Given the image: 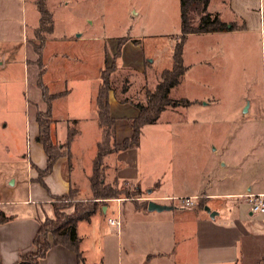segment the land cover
I'll return each instance as SVG.
<instances>
[{
	"label": "crops",
	"instance_id": "crops-1",
	"mask_svg": "<svg viewBox=\"0 0 264 264\" xmlns=\"http://www.w3.org/2000/svg\"><path fill=\"white\" fill-rule=\"evenodd\" d=\"M207 11L218 13L225 23L234 22L238 26L243 23L244 28L191 34L185 43L196 37L224 39L226 35H236L243 39L240 48H245V37L260 34L259 43L264 49V0H210ZM38 27L39 23L35 32ZM50 39L54 42L52 48L48 45ZM135 40V45L125 42L121 47V54L131 49L130 46L141 49V56L139 50L133 56L134 64L121 54L116 60L127 61L119 68L144 74L150 68H145L143 60L148 61L149 57L142 49L140 37H133L131 41ZM83 41L80 38L73 41L48 38L39 53L26 36L22 43L12 47L0 44V65L15 60L17 54L21 56L19 61L25 71L28 99H31L25 112L26 153L24 168H20L22 174L4 175L0 187V213L6 218L0 221V264H14L21 254L32 250L39 222L53 217V197L69 193L70 188L78 190V199L92 196L89 178L97 142L102 137L94 96L101 83L100 70L114 51H99L96 55L97 52L86 49L88 44ZM79 44L83 47L76 54L75 47ZM208 52V58L197 63L210 68L213 60L221 62L226 47L224 50L222 43L219 46L213 44ZM72 55L75 56L73 62L70 60ZM92 65L94 69L88 76ZM69 80L72 83L78 80V83L71 85ZM45 81L47 84L43 87L48 95H52L49 101L42 97L41 86ZM132 86L129 80L126 87L111 85L108 91L109 112L115 118L117 142L131 135L128 119L138 114L132 99L127 96ZM155 86L149 89L146 85L143 95L145 88L152 91ZM216 98L199 100L197 108L211 105ZM242 98L249 99L245 109L244 101L239 108L226 113L220 114L214 109L210 118L211 129L207 130L210 133L198 124L203 111L196 113V144H193L194 140L187 143L183 138L177 140L176 136L187 130L185 127L147 129L158 123L163 115L176 116L183 110L188 114L190 107L196 106L188 99L189 105L168 106L180 110L166 108L153 124L143 125L137 147L104 156L107 178L111 174L112 179L116 177L120 184L131 183L149 197L140 198V193L101 200L95 214L76 225L78 254L63 245L52 244L39 264H104V257L112 251L110 234L119 242L117 264H123L125 258V264H264V213H252L244 197L247 193L264 194V79L259 91L254 89L253 81L249 82ZM138 101L144 103L145 97ZM46 110L53 120L50 129L54 143L61 146L69 130L76 133L68 143L69 156L56 160L43 178V186L38 181L37 169L43 170L47 160L43 146L35 140L39 133L36 112ZM203 133L210 136L204 138ZM149 138L154 140L148 141ZM11 176L17 180L5 187V181ZM186 197H196V207H186L181 201ZM149 201L169 208L150 211L147 208ZM110 210L113 216H109L107 222L113 227L109 231L104 220ZM111 219L120 224H110ZM138 250H144L143 257L135 262L132 256ZM95 253L97 257H94Z\"/></svg>",
	"mask_w": 264,
	"mask_h": 264
},
{
	"label": "rangeland",
	"instance_id": "rangeland-1",
	"mask_svg": "<svg viewBox=\"0 0 264 264\" xmlns=\"http://www.w3.org/2000/svg\"><path fill=\"white\" fill-rule=\"evenodd\" d=\"M46 4L54 22L52 35L35 33V27L39 23L35 0H0V44L5 43L12 47L22 43L25 36L27 41L31 40L35 46L43 44L42 41L44 42L48 38L70 41L80 38L88 44L87 50L93 53L97 52L96 55H98L99 51H114L115 53V46L120 44L121 41L123 42L121 47L125 42L135 45L136 40L132 42V38L140 37L142 49L145 55L148 54V61L151 60L148 63L144 58L143 65L145 68L150 69L142 74L132 69L119 68V65L127 62L125 60H128L130 64H134L133 56L139 49H136V47L133 49V46H130L131 49L121 54L125 60H115L116 70L109 77L111 85L119 88L121 86L126 87L129 80L133 83L131 92L127 94L132 99V103L142 100L144 98L143 88L146 85L149 89L153 88L157 82L158 73L171 66L172 46L175 37L180 34L178 0H47ZM259 38L260 34L251 38L245 37V46H247L245 48L243 46L240 48L239 44L243 39L238 38L236 35H226L224 39L215 36L190 38L183 47V63L189 66V69L183 76L182 83L172 88L169 94L173 99L187 98L194 102L196 106L190 107L188 114H185L183 110V112H180L181 114L177 113L176 116L163 115L158 123L148 126L147 129L153 127H170L174 129L185 127L187 130L182 135H177V140L183 138L186 143L194 140L193 144H196L197 135L194 124L196 113L203 111L198 124L203 126L205 132L210 133L207 130L211 129L210 118L212 112H215L214 109L220 114L226 113L239 108L242 101H244L243 107L245 109L249 100L248 98H242L245 87L253 81L254 89L259 91L262 88L264 79V49L259 43ZM221 43L224 50L226 47L221 62L213 60L214 64L210 68L197 63L201 61L200 59L208 58V50L211 45L216 44L219 46ZM48 45L52 48L54 42L50 39ZM82 47L83 44L77 45L75 53L79 54L78 52ZM59 48L62 49L63 47ZM70 49L72 47H69ZM139 54L141 56V49ZM113 55L107 58L108 64L112 61ZM20 57L17 54L15 60L10 63L7 62L3 66L0 65V187L4 175L8 176L12 172L20 175L22 174L20 168H24L25 165V162H23L26 153L24 123L25 112L31 104V99H28L27 84L24 81L25 71L19 61ZM74 57L72 55L70 58L71 62L74 61ZM145 57L147 58V56ZM82 58L84 59V57ZM45 61L47 62V60ZM239 61L243 62L240 63ZM55 62L57 61L55 60ZM62 65L68 66L64 63ZM55 66L57 65L55 64ZM93 69L94 65L87 73L88 76ZM60 72L62 73V71ZM46 75L48 77L49 73ZM41 78L44 80L43 75ZM46 82H42V86L45 87ZM69 82L71 85H75L78 80H75L74 83L71 80ZM70 84L68 83V85ZM213 96L217 98L210 103L211 105L197 108L199 100L211 99ZM178 108L168 109L178 111L180 110ZM229 115H231V112ZM224 123L227 125L226 122ZM207 133H203L204 138H206V135L210 136ZM154 138H149L148 141H152ZM199 145L201 146V143ZM14 179L17 180V177L11 176L8 181H5V187H8ZM107 179L108 182L112 180L111 174ZM120 188L125 190V193L119 195L121 197L136 195L135 187L131 183L125 182L121 184ZM140 195V198L149 197L145 191H142ZM79 199L75 197L71 201L75 202ZM196 205L193 207H196ZM65 209L70 212L72 207ZM111 215L113 216L110 210L104 220V226L109 231L113 226L108 224L107 218ZM108 238H111L113 254L110 251V255L104 257V264H117L116 248L119 245L118 239L111 234ZM143 251L138 250L137 253L132 254V259L135 261L139 257H143ZM150 251H153V249L150 248ZM93 255L97 257L98 254ZM89 258L91 257L89 256ZM126 261L127 258L122 259L123 264Z\"/></svg>",
	"mask_w": 264,
	"mask_h": 264
},
{
	"label": "trees",
	"instance_id": "trees-1",
	"mask_svg": "<svg viewBox=\"0 0 264 264\" xmlns=\"http://www.w3.org/2000/svg\"><path fill=\"white\" fill-rule=\"evenodd\" d=\"M47 0H35V5L39 14V27L35 33L50 34L54 29V22L52 15L46 4ZM179 2V35L175 37V42L172 46L171 64L170 68L161 71L159 81L152 91L145 88L144 97L145 102H133L138 114L129 118L128 122L131 126V135L123 138L122 141L117 142L114 137V123L115 118L109 112L108 91L111 89L110 75L116 70V59L121 54V41L116 46V51L113 55L112 61L108 64L106 61L104 67L100 70V85L95 94V108L97 112L98 126L101 128L102 137L97 142L96 153L92 165V175L89 178V186L92 196L89 199H79L72 202L71 200L77 196L78 190L70 188L69 193L62 196L53 197L54 214L52 218H45L39 222V226L33 236L32 250L20 255L19 261L14 264H39L40 260L45 257L48 249L52 244H59L75 250L78 254L79 238L76 234V225L80 220H89L98 210L101 200L118 197L125 193V190L120 188L121 184L117 178L114 177L112 181L107 182V166L103 162V157L125 149L135 148L138 146V138L141 128L146 124H153L160 116V114L170 107L187 106L190 101L186 98L173 99L170 96V90L183 80V75L188 67L183 63V45L187 37L196 33H211L216 31H233L241 30L244 24L237 25L234 22H224L221 20L218 13L207 11L210 0H178ZM43 43V41H42ZM42 45L35 46L37 53L42 48ZM42 97L49 101L52 95L47 94L46 88L41 86ZM36 122L39 133L35 140L43 146L47 164L41 170L37 169L38 181L43 184V178L47 176L56 160L63 156H69L67 151L69 141L76 133L75 130H69L67 138L60 144L54 143L51 138L50 125L53 122L51 116L46 112H36ZM136 195L141 191L135 187ZM127 194V193H126ZM135 195V196H136ZM60 204H57V203ZM72 207L70 212L65 208ZM6 219L0 213V221Z\"/></svg>",
	"mask_w": 264,
	"mask_h": 264
},
{
	"label": "built area",
	"instance_id": "built-area-1",
	"mask_svg": "<svg viewBox=\"0 0 264 264\" xmlns=\"http://www.w3.org/2000/svg\"><path fill=\"white\" fill-rule=\"evenodd\" d=\"M246 201L249 204V209L252 213H264V194H254V193H247L244 195ZM196 197H186L181 198V201L184 205L191 206L194 205ZM110 224H116L117 226L120 224L118 220H109Z\"/></svg>",
	"mask_w": 264,
	"mask_h": 264
},
{
	"label": "water",
	"instance_id": "water-1",
	"mask_svg": "<svg viewBox=\"0 0 264 264\" xmlns=\"http://www.w3.org/2000/svg\"><path fill=\"white\" fill-rule=\"evenodd\" d=\"M147 208L150 211H152V210L161 211V210H164V209H168L169 207H167L165 205H161V204L155 203V202H152V201H149ZM206 210H207V208H206Z\"/></svg>",
	"mask_w": 264,
	"mask_h": 264
}]
</instances>
